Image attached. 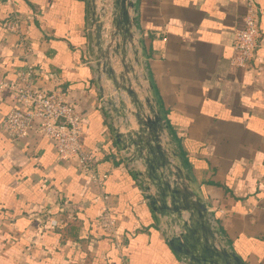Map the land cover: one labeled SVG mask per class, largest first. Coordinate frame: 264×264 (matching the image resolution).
I'll use <instances>...</instances> for the list:
<instances>
[{"label": "crops", "instance_id": "crops-1", "mask_svg": "<svg viewBox=\"0 0 264 264\" xmlns=\"http://www.w3.org/2000/svg\"><path fill=\"white\" fill-rule=\"evenodd\" d=\"M132 1L140 43L128 55L138 57L142 89L169 128L168 151L228 248L245 264H264V0H256L260 46L245 67L234 65L233 45L247 0ZM14 16L29 58L2 28ZM90 19L91 0H0V76L14 80L29 64L42 83L62 80L86 115L83 139L97 172L107 176L100 189L47 138L13 141L3 126L12 104L0 95V264H120L114 240L97 227L103 195L128 264H185L162 231L169 221L118 157L116 123L100 108V89L114 91L96 80Z\"/></svg>", "mask_w": 264, "mask_h": 264}, {"label": "water", "instance_id": "water-1", "mask_svg": "<svg viewBox=\"0 0 264 264\" xmlns=\"http://www.w3.org/2000/svg\"><path fill=\"white\" fill-rule=\"evenodd\" d=\"M91 0L90 24L96 54L97 82H105L114 93L100 89V101L111 123L119 151L143 184L145 199L161 219V228L171 251L185 264H245L214 229L207 205L198 199L175 164L164 139L168 126L142 89V71L128 49L140 43L132 0ZM108 37L104 34L108 31ZM134 55V54H133ZM121 66L117 72L115 68ZM140 73V74H139ZM145 80H147L145 78ZM129 102V106L127 105ZM114 119V120H113ZM132 120L137 129L132 128ZM122 128L125 132L122 133ZM188 215V217H186Z\"/></svg>", "mask_w": 264, "mask_h": 264}, {"label": "built area", "instance_id": "built-area-1", "mask_svg": "<svg viewBox=\"0 0 264 264\" xmlns=\"http://www.w3.org/2000/svg\"><path fill=\"white\" fill-rule=\"evenodd\" d=\"M246 6L244 27L237 31L233 45V63L238 67L247 66L260 46L258 21L263 11L257 6L256 0H247ZM2 28L8 35L18 37L15 49L22 50L24 58H29L32 49L27 46V40L23 37L19 17L6 20ZM0 95L5 96L12 104L11 110L3 119V126L13 141L37 138L51 140L61 161L72 164L91 183L103 189L107 176L98 174L96 157L84 144L86 115L62 80L42 83L35 69L27 64L14 80L0 76ZM100 108L105 110L101 101ZM124 156L119 151V159H124ZM130 169L134 171L135 167L130 165ZM101 200L103 206L97 227L114 240L120 264H128L122 253L119 222L107 204V197L103 195ZM261 209L264 211V204ZM209 218L214 229L218 230L216 221L212 216ZM219 236L224 240L220 232Z\"/></svg>", "mask_w": 264, "mask_h": 264}]
</instances>
